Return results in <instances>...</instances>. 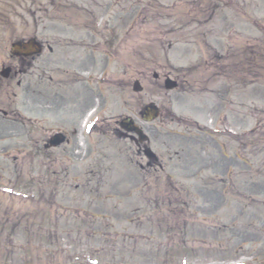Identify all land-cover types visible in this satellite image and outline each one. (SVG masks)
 <instances>
[{
  "label": "rangeland",
  "instance_id": "374dc122",
  "mask_svg": "<svg viewBox=\"0 0 264 264\" xmlns=\"http://www.w3.org/2000/svg\"><path fill=\"white\" fill-rule=\"evenodd\" d=\"M200 1L196 23L185 30L170 23ZM159 5L168 9L157 10ZM141 9L149 16L140 25ZM110 30L129 31L125 50H115ZM31 37L52 47V53L43 47L32 69L34 75L44 69L35 89V100L50 106L38 117L42 126L68 133L77 113L91 108L100 131L132 116L163 169L141 171L145 159L115 134L92 129L89 138L78 133L72 141L79 149L69 143L45 152L47 132L39 126L32 133L18 119L11 128L0 119V217L9 215L7 231L0 233V264H45L50 257L47 264H264V70L241 80L237 68L238 77L227 82L225 76L207 80L206 70L196 69L208 61L209 73L223 74L228 47L264 41V0H0V69L26 72L25 63L10 57L9 46ZM190 67L198 75L196 90L163 89L164 76L179 79L178 71ZM74 78L80 81L71 87ZM27 79L26 73L0 77V105L11 118L15 111L28 116ZM136 79L140 94L131 90ZM148 102L160 108L161 117L142 123L137 113ZM62 106L71 113L61 116ZM103 120L110 123L100 125ZM219 143L228 157H221ZM40 190L52 198V210L58 205L110 213L108 239L76 234L65 220L48 224L40 214L31 216L33 226L19 222L37 210L32 204ZM26 194L34 196L32 204L24 201ZM7 233L16 248L2 253Z\"/></svg>",
  "mask_w": 264,
  "mask_h": 264
},
{
  "label": "water",
  "instance_id": "95a60500",
  "mask_svg": "<svg viewBox=\"0 0 264 264\" xmlns=\"http://www.w3.org/2000/svg\"><path fill=\"white\" fill-rule=\"evenodd\" d=\"M41 51L39 44L34 39H29L27 41H15L10 45V54L13 56H30L33 54H39ZM8 74V69H5L2 73L3 76ZM156 77V74H154ZM176 87V82L166 78L164 80V88L169 90ZM142 88L140 87L139 83L135 81L133 83V91L140 92ZM159 115L158 108L150 103L145 105L141 112L140 117L143 121L149 122L156 119ZM119 127L127 132H133L137 135L138 140L140 142L147 141V137L142 133V131L135 125L134 121L130 117H124L119 121ZM64 141V137L61 134L53 135L48 143V146L55 147L60 145ZM144 154L148 158H154L155 155L148 149L145 148L143 150Z\"/></svg>",
  "mask_w": 264,
  "mask_h": 264
},
{
  "label": "trees",
  "instance_id": "16d2710c",
  "mask_svg": "<svg viewBox=\"0 0 264 264\" xmlns=\"http://www.w3.org/2000/svg\"><path fill=\"white\" fill-rule=\"evenodd\" d=\"M190 14V13H188ZM186 19H190L189 16H185ZM227 56L223 58V61L226 62L220 68L223 71V74L214 73L212 76H225L229 78L237 77V68H239V76L241 80H245L250 76L254 70L257 72L264 69V41L257 44L255 47H251L248 44L243 45L242 47L230 46L226 49ZM239 61V62H238ZM207 62H202L201 66H206ZM210 67V65H208ZM251 73V74H248ZM255 77H259L258 73ZM40 208V207H39ZM45 211V208H40L38 212ZM30 215V216H29ZM32 214H24L19 218V222L24 220L26 222L33 221L31 218ZM5 220H8V217H2L0 227H5ZM5 249H8L7 242L5 243Z\"/></svg>",
  "mask_w": 264,
  "mask_h": 264
},
{
  "label": "flooded vegetation",
  "instance_id": "af4514ba",
  "mask_svg": "<svg viewBox=\"0 0 264 264\" xmlns=\"http://www.w3.org/2000/svg\"><path fill=\"white\" fill-rule=\"evenodd\" d=\"M49 52L51 53L52 51H49ZM17 60L19 62L25 63L27 65L26 72L21 67L19 68L20 69L19 71L28 74L27 85H26L27 93H28V99H27V102H26L27 103V105H26L27 106L26 107L27 111L30 112V113H32V114L45 113V112H47L50 106L49 105H46V104H42L40 101L34 99V92H35L34 88H35L36 84H34V77H35V75H34L32 69L34 67L35 58L34 57L18 58ZM49 63H50V61L47 60L46 61V65H49ZM27 69H28V71H27ZM17 70L16 69H13V75L14 76H16L17 73L18 74L20 73V72H17L16 73ZM42 73H44V71H42ZM61 73L65 74V71H61ZM38 78L40 79V77H38ZM49 80H51L50 77H49ZM77 81H80V79H74L73 81H71L72 83H70V86L71 87L76 86L77 85L76 84ZM40 82H41V80H38V83H40ZM67 84L68 83H62V85H64V86L67 85ZM86 87L89 88L88 85H86ZM89 101H91L90 98H88L86 100V102H89ZM65 110L66 109L63 106L61 107V109H59L60 115L63 116V117L65 116V114H68L69 115L71 113L69 110H67V112ZM80 118H81V113H79L78 114V117H76L77 120L76 119H73L74 122H75L73 125H76V127L74 128L75 130L72 129V131L68 132V134L65 131H63V133L66 135V137L68 139L69 138L75 139L77 137V135H78V129H79V126H80ZM37 123H38V121L35 118H34L33 121L27 120V124L30 125V126L37 125ZM92 127L94 129H97L96 131L99 134L101 133V134L104 135V134H107V132H109L111 134H115L117 137H119V138H121L123 140H126V138L122 136V133L117 128L107 127L106 128L107 131L105 132L103 130L100 131L99 130L100 127L98 128V125L96 123H93ZM129 141L134 145V153H135V155L138 157V159L143 160L144 159V156L141 153V148H142L143 145L142 144H139L138 142L133 141V140H129ZM145 164L148 167H152L154 165L150 161H147Z\"/></svg>",
  "mask_w": 264,
  "mask_h": 264
}]
</instances>
